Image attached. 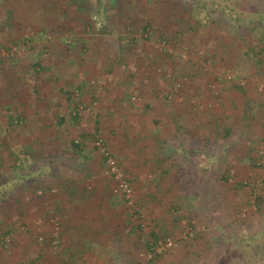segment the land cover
<instances>
[{"label": "rangeland", "instance_id": "1", "mask_svg": "<svg viewBox=\"0 0 264 264\" xmlns=\"http://www.w3.org/2000/svg\"><path fill=\"white\" fill-rule=\"evenodd\" d=\"M3 1L5 6L3 10L8 8L17 10V12L18 10H65L63 34L61 35L59 30L56 29L54 31H44L42 36L41 34L39 36L44 42L65 38V42L68 43L72 39L73 43H76L78 47H76V49H78L76 50V53H81L84 60L89 62L91 60H97L101 62L100 71L96 75H92L94 73L93 67H95L91 65L92 62L87 65L86 80L82 83L83 89L91 88L95 85L94 83L100 80L98 77H101V75H105L106 73V77L104 76L106 78V84H104L102 88L106 91L111 89L112 92L115 93L116 97L114 99L116 100V103H118L116 107L122 104L120 102H123L124 100V102L128 103L127 107L135 110L137 107L142 108L148 100L155 102V93L157 94L158 88L164 85L168 92L161 93L159 98L166 100L165 95H169L170 99H168L174 101L178 94H186L190 102L185 99L187 102V105L185 104V106L190 109L192 108V115L193 117L194 115L196 116L194 121L196 125L195 133L198 135V133L203 132L204 129L206 130L205 132L208 130L212 133L213 140L218 141L215 142V146L208 150L202 149L201 152L197 151V156H194V158H191L189 153H186L183 159L178 158L179 163L183 167L182 169L185 170L183 178L187 181L193 182H195V178L200 179L201 183L198 184L202 185H197L196 187L193 185L194 188L201 187L199 190L179 191L178 189H172L173 191H151L152 188L155 189L158 185L162 186L163 183L161 178L166 182V176L164 174L159 176L158 173L168 165L167 162L173 160L174 156L172 157V153L174 152L171 151L175 149L177 150L178 146H172V140H169L167 143L169 149L166 148V151L162 152V149L159 147L160 143H156L154 147L146 140L148 138L147 136H150L149 138L157 139L165 134L162 132L163 126H160L163 119L159 120L160 124L157 123L158 118L153 122V118L156 117L155 112L146 115L141 112L140 118L135 120L127 119L126 121H121V117L119 119L117 117V120H120L124 124L120 128V132L117 133L121 134L123 139L128 138L130 140L127 145L128 150H126V153L128 152L131 158L125 160L126 164H135L137 161L140 168H142V165L144 164L146 172H142V174L145 175V180H147L146 182L150 183V185H144L141 188L134 187L137 200L136 205L130 206L124 199V202L120 201L119 209L124 210V213L128 214L126 216H130L131 218L128 223L129 225L124 219H120L119 216L117 220H114V227H123L121 228L122 231H120L121 236L113 238L103 235L97 238L93 237L90 240L91 243L86 247H90L93 250L99 248L97 254H94L91 249H85L86 247L82 240H74L69 237L68 241L75 249H79L80 251L85 249L88 251V254L90 253L106 264H116L118 262L115 257L110 255L105 256V253L102 252L103 250L110 249L114 246L121 248L132 247V250H135V254L131 255L128 264H148L149 261L154 257L156 258V256L159 257V260H156L159 264H187L186 262H189V264H212L213 261L223 252L221 248H224L223 244L227 241L228 236H231L229 238L230 242L235 246L236 242L250 241L251 238H256L253 234L258 235L264 232V159L262 158L264 157V148H260L253 153V155L251 154V156H249L251 158H249L248 163L251 162L252 159H256L260 162V168L257 170L249 168L253 172H249L247 179L251 181L255 180L254 187L251 185L253 182L250 183V181H248V183L246 182L245 186L241 185V181H238L240 175L235 172L232 174L224 165V163H226V165L229 163L230 165H233V170L236 169L242 171L247 167L243 158H241L242 155L238 152V145L240 142L236 141L237 138L235 137V134L237 133L233 132L231 138L229 137V140H231L232 143L229 144V149H225V151H227L226 155H228V157H226L227 159L221 157L220 153L223 151L222 144H219L221 140H219L218 137L222 135L225 128L222 125L223 118H225V114H230L232 111L229 103H227V101L225 103V96H222V94L228 89L231 90V88L234 87V83L237 84V82L240 83L241 81H244L238 77L239 70L242 69L243 65H241V62L248 60V57H251L249 55L256 54V49L259 47V44L255 43L254 37H250L247 40L244 39V37L246 38L249 35L246 25L243 24L240 29L242 32L241 36L244 35L242 36L243 41L238 40L241 39V37L238 38L235 33L229 31V19L231 18L228 14L229 12L230 14L232 12L229 7H225L224 9L226 10L224 18L221 15V12H219L214 15V22L210 24L209 27H206V29L200 27L196 31H193V27L190 25V12L195 0H0V9L1 6H3ZM228 1H230V4L236 7L237 10L247 1L256 7L260 6V10H264V0ZM228 1L225 0L222 2L219 0V2L222 3V6L229 5ZM217 8L218 5H214L213 9L216 10ZM249 9H253V7H250ZM252 18L255 19V15H253ZM147 21L151 22V25L156 28V31H162L166 35L168 34L170 38L174 39L177 34L178 37L182 38L181 44L177 46L173 43L168 44L166 41H161L158 37L160 34L155 35L156 37H153L151 40H146V36H144L141 31ZM210 22H207V24ZM92 25L94 26L92 27ZM4 26H7V21H5V23H0V29ZM184 30H186L185 35L181 34ZM244 31H246V33ZM19 33L24 34L21 38L19 37V39L15 40L16 43L28 41L31 44V49L25 55L15 58L18 61L23 60L24 63H27L28 55L35 51L40 43L37 41L36 37L32 39V35L34 33L36 34V32H33L32 34V32L28 33L21 30ZM3 34H5V30L2 31L1 35ZM28 38L32 40H29ZM81 40L84 45L81 44ZM159 42H165L167 47L163 48L158 46ZM222 42L232 44L230 46L231 48L229 47L228 49L221 46ZM16 43L14 42L10 46L8 44L6 45V49L0 50L2 56L6 60L12 59L11 57H8V50ZM83 49H85V51H83ZM167 52H169V56H166ZM76 53L73 54V56L77 57ZM229 53L230 55L228 56ZM49 58L50 57H48L47 54L43 55L44 61H48ZM257 59L258 58L255 59L256 63H260ZM31 61L33 62V60ZM244 63L246 64L247 62ZM1 66L2 64L0 61V73L2 71ZM28 68L30 69L31 67L29 66ZM230 68L234 71L230 72ZM158 69L162 70L163 75L161 71V73H157ZM37 71H39L38 68ZM228 73H232V75L234 74L233 81L222 83L223 85L221 86L213 85V79L215 76L225 78L224 76ZM240 74L242 73L240 72ZM177 75H179L180 78H186V80H183V82L177 85L176 88H171L173 85L171 84L173 77ZM28 78L27 81L30 82H28L27 87L25 86V88L32 91L36 84V82H34L36 81V76L32 72V75ZM247 86L248 83L245 81L244 87ZM217 87L219 88L218 94L215 93V88ZM102 93L103 92L97 95L99 100L96 99L91 102L100 103ZM89 94H91L90 91L83 90V95L85 97H88ZM135 95L138 96L137 100L132 99ZM178 102L179 100L175 101V104ZM208 102L211 104L207 105ZM110 105L115 107L114 104ZM159 105L163 104L159 103ZM71 106H74V104H71ZM185 108L186 107L182 110L188 115L187 108ZM200 109L204 110V112L205 110H208V112L210 111L209 116L206 112L204 115H202L201 112H197ZM72 110H74V107L67 111L69 116H72ZM167 112H170L172 115L173 108L171 105H169ZM238 112L239 111L237 110L236 114H233L237 115ZM88 113H90V115H86V117H93V113ZM110 113L113 115L116 111ZM119 115L123 116V114ZM184 117L185 116L182 114L181 119L184 120ZM235 118L237 117L235 116ZM247 118H249V116H247ZM206 119H208L207 122L205 121ZM12 120L13 118L6 129L9 134H15V130L17 129L11 128L10 124L13 122ZM180 122L182 121L180 120ZM106 123L105 125H107ZM109 123H111V121ZM204 123H207V125ZM53 124V128H55L57 122L55 121ZM168 125L172 124L169 123ZM103 127L105 128L104 125L100 127L101 131ZM168 127L165 128V131L167 130L168 132L173 133V128ZM53 128L51 127V131H53ZM151 131H154V133H152L153 137H151ZM178 132H180L179 137L186 136L184 128ZM113 136H115V134ZM104 138L109 147L112 148L114 146L112 143L114 138L111 141L106 136H104ZM185 144L188 145L187 142H185ZM223 145L224 148L228 146L226 143H223ZM167 150H170L171 152V156L169 157L162 155L167 153ZM112 151L119 155L117 151ZM216 153L217 155L220 153V155L215 157ZM155 154H157V156H153ZM132 155L138 157L135 158ZM11 156H15V154L12 153ZM97 156L99 157L97 158ZM209 156H213L214 158L210 160L211 158ZM143 157L145 159H142ZM101 158L102 156L100 153L98 155L93 154L91 160L87 161L86 164H89L90 169L95 166L102 168L103 162ZM13 159L14 158L10 159V162H13ZM173 163L174 160L172 161V164ZM77 164L82 165L78 160L74 162V166ZM174 172V169H169L170 182L172 181V185L178 184V177H180V174L177 176ZM98 173L101 174V172ZM8 177L11 179L10 182L12 183V176L8 175ZM105 178L109 179L108 177ZM213 186H215V188H212ZM173 187H177V185H174ZM99 189L96 194H98L102 200H115L111 195L110 183L103 184ZM1 197H4V194H1ZM258 198L263 199H261L262 202L260 204L263 205L262 212L257 211ZM140 199H146L145 201L149 204H145L143 207L144 202L139 201ZM45 202L46 204L44 203L40 208L41 213L39 215L46 218L47 222H50L49 212L55 207L50 203L51 201L49 199L46 198ZM51 206H53V208H51ZM97 206L98 205L93 203L92 206L87 207V209L95 211L96 214L103 213ZM5 208L7 211L6 216L11 217V219L5 224L0 223V231L2 232L4 228H7V226L9 227L11 246L8 248H11L10 251H12V247L14 246V237L17 234H20L21 227H25L22 232H25L26 235H23L21 239L23 241V237L26 236V246L37 252L35 256L39 254V256L42 257L47 253H51V255L56 254L57 251L54 250L49 243L42 245L35 237V232H37V230L43 232L45 236L48 237L49 234L47 231H44V225L32 228L30 227L29 219L27 218L23 219L22 224H20L21 222L14 218V207L10 206V203H8ZM106 208L108 209V213H113L110 210L112 209L111 207ZM15 209L17 210L18 208ZM54 210H56L54 211L56 213H58V211L61 213L59 217L62 222V218L64 217L63 211L60 208ZM113 216H115V214H113L112 217ZM0 219H2L1 215ZM131 225L134 226V230L136 231L133 232L134 235L132 237H128L126 229ZM139 226L145 234L138 230ZM28 228L30 232L28 231ZM168 230L175 231V236H179L178 238L183 237L184 239H187L188 236H195L198 232H200V237L191 249H185V246L178 244V242L171 253L163 256L167 252L158 254L155 253V250L158 242L163 240L162 237H164ZM94 232L96 234L97 231L94 230ZM99 232L98 234L101 235V232ZM152 233L157 234L156 244L152 246V251H147L146 243L151 240L150 235ZM2 250L7 252L3 247ZM186 250L191 254L188 255L189 257L185 263H183L181 258ZM76 251L77 254L72 255L73 252L70 253L73 258L71 257L72 260L69 264H79V262H75L76 260L74 259L77 256L78 259H81L80 262H82V264H91L89 260H84V258L80 256L78 250ZM149 252L152 253L151 257ZM255 253L256 251L253 250L251 255L244 254L243 258L239 260L242 261V263L238 262L237 264H254L253 262H245L248 259L255 260V258H257V254ZM3 255L5 256V253H3ZM111 257H113V260H111ZM30 258V255L22 254L15 256V259L12 262L16 264H32L28 261ZM34 260L35 262H39V257H35ZM258 261L260 263L259 259ZM261 262L264 264V260H261ZM65 264L67 263L65 262ZM233 264H236L235 261Z\"/></svg>", "mask_w": 264, "mask_h": 264}, {"label": "crops", "instance_id": "2", "mask_svg": "<svg viewBox=\"0 0 264 264\" xmlns=\"http://www.w3.org/2000/svg\"><path fill=\"white\" fill-rule=\"evenodd\" d=\"M2 5L0 9L2 10L0 11V23H5V21H7V26L0 29V50L6 49V45L8 44L10 46L12 43H16L15 40L19 39V37L21 38L24 34L19 33L21 30L28 33L32 32V34L36 32V34L34 33L35 35H32V39L36 37L40 44L35 51L28 55L29 61L27 60V63H24L23 60L18 61L17 59L14 61L6 60L0 52V61L3 64L0 73V190L4 186L7 187L8 191L13 189V192L8 194L9 196L7 195V198L5 197L6 199L0 200V215L2 216L0 223L5 224L7 221H10L11 217L6 216L7 211L5 208L7 204L10 203V206H13L15 210L14 218L21 222L20 224H22L23 219L27 218L29 219L30 227L33 228L35 226L39 227V225H44V231L50 233L51 227L47 219L39 215L41 213L40 208L44 203L46 204L45 201L47 196L43 197V194L34 192L35 188L44 187L47 190H51L48 194V197L51 198L50 203H52L55 208H60L64 214L61 222L63 227L62 251L54 255H51V253L45 254L39 259V264H65V262L69 264L72 260L70 253L73 252L72 255L77 254L76 250H78L80 256L83 257L84 260H89L91 264H106L90 253L88 254L87 250L91 248L86 246L91 243L90 240L93 237L97 238L103 235L113 238L121 236L120 231H122L121 228L123 227H114V220H117L119 216L120 219H124L128 224L131 218L130 216H126L128 214H125L124 210L119 209L120 203L124 202L123 197L114 196L111 193L112 197L115 198V200L111 199V202L108 199L102 200L101 197L96 194L101 190L99 189L100 186L110 183V181L105 178L106 176H104V163L102 168L95 166L90 169L89 164L83 166L77 164L74 166V162H76L78 158L70 150L73 140L77 141L81 134L88 133V137L85 136L86 139H84V142L89 146L84 154L88 155V151L91 150L93 133L96 132L98 126L101 127L104 125L105 128L103 127L102 132L110 141L114 138L112 142L114 148L112 147L111 149L119 153L122 166L128 176H130L133 186L135 188H141L144 185H150V183L146 182L145 175L142 174V172H146L144 164L142 168L139 167L137 161L135 164H126L125 160L131 158L129 153H126V150H128L127 145L130 140L128 138L123 139L122 135L118 133L122 125H124L121 121L140 118L141 112L145 115L155 112L156 117L153 118V122L158 118L157 123L160 124L159 120L163 119L160 126H163L162 132L165 134L157 139L149 138L150 136L146 135L148 137L146 140L154 147L156 143H160L159 147L162 149V152H165L166 148L169 149L167 146L169 140H172V146H178V148L177 150L171 151L174 152L172 153V157L174 156V165L172 164L173 160H171L167 162L168 165L158 173L159 176L162 174L166 176V182L161 178L163 183L162 186L158 185L155 189L152 188L151 191H173L172 189H178L179 191L199 190L201 187L194 188V186L202 185L198 184L201 183L200 179L195 178V182H193L183 178L185 170L182 169L183 167L179 163L178 158L183 159L186 153H189L190 157L194 158V156H197V151L201 152L202 149L208 150L215 146V142L218 141L213 140V135L208 130L205 132L206 130L204 129L203 132L198 133V135L195 133L196 125L194 121L196 116L194 115L193 117L192 108L190 109L185 106V104L187 105L185 99L190 102L186 94H178L174 101L171 102L156 97L155 102L148 100L143 106L141 105L142 108L137 107L133 110L127 107L128 103L124 102V100L120 102L122 104L119 103L120 105L116 107L118 105L114 99L116 96L110 89L108 91L103 90L101 94L102 97L100 98L102 103L100 102L97 106H93L95 102L92 103L91 101L95 98L94 92L91 88L83 89L82 83L86 80L87 65L92 62L91 65L95 66L93 67L94 73L92 75H96L100 71L101 62L97 60H91L90 62L84 60L81 53H76V50H78L76 49L77 44H73L70 49H67L65 47V38L44 42L39 36L40 34L42 36L44 31L56 29L59 30V33L62 35L64 29L63 25H65V10H18L17 12V10L13 9L9 10L10 8L3 10L5 8L4 1ZM4 30L5 34L1 35ZM28 39L32 40L30 38ZM75 53L77 57L73 56ZM44 54L50 57L48 61H44ZM229 55L230 53L228 56ZM249 56H251L248 57L249 62L248 60L241 62V65H243L238 75L239 79L246 80L248 86L244 87L237 82V84L233 85L234 87L231 88V90L228 89L222 94V96H225V103L226 101L229 103L232 111L230 114H225L222 123L225 128L222 135L218 138L221 140L219 144H222L223 152H220L221 157L226 158L228 155H226L227 151H225V149H229V144L232 143L229 137L231 138L233 132L237 133L235 134L237 138L236 141L240 142L238 145V152L242 155L241 158H243L247 167L242 171L233 170V165L229 163L227 165L224 163V165L232 174L235 172L240 175L238 181H241V185L245 186V183L250 181V183L253 182L251 185L254 187L255 180L251 181L247 179L249 172H253L249 168L257 170L260 168V162L256 159H252L249 163L248 161L249 158H251L249 157L251 154L253 155V153L260 148H264V47L259 45L256 49V54ZM256 58H258L257 60L260 63H256ZM30 59L33 60V62ZM244 62L247 63L245 64ZM27 66L31 68L29 69ZM37 68L39 71H37ZM31 70L36 76V81H34L36 84L32 91L25 88L28 82H30L27 80L29 79L28 77L32 75ZM240 72L242 74H240ZM76 88H81L82 91L86 90L91 93L88 97L84 96V102L88 108H90L93 117H86L84 114L85 117L80 122L67 114V111L73 107L71 106L72 101L70 99V92L74 91ZM165 88L166 86L164 85L158 88V94L161 95L163 92H168ZM178 100L179 102L175 104V101ZM159 103L163 105H159ZM110 104H114L115 107ZM210 104L211 103L208 102L207 105ZM169 105L173 108L172 115L170 112H167ZM184 107L187 108L185 109L188 115L182 110ZM202 109L197 112H201L202 115L206 112L209 116L210 111L208 112V110H205L204 112ZM237 110L239 111L238 114L234 115ZM113 111H116V113L113 114L114 116L110 113ZM85 113L90 115L88 112ZM119 114H123V116ZM182 114L186 119L185 117L184 120L181 119ZM15 116H23L25 118V124L23 127L17 128L15 134H9L6 129L11 119ZM58 116H65L66 118V121L61 125L60 121L57 119ZM235 116L238 119L235 118ZM247 116H249V118H247ZM117 117L118 119L121 117L122 120H117ZM180 120L182 122H180ZM55 121L57 122V126L53 128V123ZM110 121L111 123H109ZM205 121L207 122L208 119ZM105 123L107 125H105ZM169 123L172 125H168ZM204 124L207 125V123ZM167 125L173 127H168ZM51 127L53 131H51ZM167 127L173 128V133L167 130L165 131ZM182 127L184 128V132H186V136L179 137L180 132L178 131H181V129H183ZM152 133H154V131H151V137H153ZM114 134L115 136H113ZM185 142H187L188 145H186ZM222 142L226 143V145L228 144V146L224 148ZM249 144L252 145L250 146ZM171 152L167 150V153L162 155L169 157L171 156ZM12 153L15 154V156H11ZM220 153H218V155L216 153L215 157H218ZM132 156L136 158L139 155ZM153 156H157V154ZM98 157L99 156H97V158ZM209 157L211 158L210 160L214 158L213 156ZM12 158H14L13 162H10ZM262 158L264 159V157ZM142 159L145 158L143 157ZM169 169H174L176 172H174V174H177V176L180 174V177H178L179 181H177L178 184L172 185V181L170 182ZM98 172H101V174ZM8 175L12 176V183ZM72 179L75 180V182H71V184L77 189V197L74 200L71 199L69 191H67V186H69V184L66 183L69 180L72 181ZM174 185H177V187H173ZM69 188L70 187H68V189ZM212 188H215V186ZM2 190L5 192V189ZM57 190L60 191V193H57L58 195L55 194ZM145 200L146 199L139 200L144 202L143 207L145 204H149ZM93 203L98 205L97 207H99L103 213L96 214L95 211L88 210L87 207L92 206ZM106 207H111L112 209L110 210L113 213H108ZM15 208L18 209L16 210ZM113 214H115V216H113L114 218L112 217ZM24 228L25 227H21L20 234L14 237L12 251L6 252L2 250L3 246L0 242V264H16L12 261L15 259V256L22 254L30 255V259L33 260L35 257H40L39 254L35 256L37 253L35 250L26 246V236L23 237L22 241V236L26 235L25 232H22ZM94 230L97 231L96 234ZM126 230L128 237L134 235V226L131 225ZM99 231L101 235L98 234ZM255 235L256 234H253V236ZM69 237L74 240H82L87 250L83 249V251H80L79 249H75L68 241ZM65 247L66 249L71 248L66 254ZM98 249L99 248H95L91 250L94 254H97ZM132 249V247L121 248L114 246L102 252L105 253V256L110 255L115 257L118 261L116 264H128L131 255L135 254V250ZM2 252L5 253V256ZM113 257H111V260H113ZM74 259L76 260L75 262H80L77 261L78 256Z\"/></svg>", "mask_w": 264, "mask_h": 264}, {"label": "trees", "instance_id": "3", "mask_svg": "<svg viewBox=\"0 0 264 264\" xmlns=\"http://www.w3.org/2000/svg\"><path fill=\"white\" fill-rule=\"evenodd\" d=\"M221 1L224 2L225 0H221ZM228 3H229V5L222 6V3L219 2V0H195L194 1V5H193V7L191 9V12H190V17H191L190 18V21H191L190 25H191V27H193L192 30L196 31L200 27H202L203 29H206V27H209V25L214 22V15L218 14L219 12H221V15L224 18L225 15H226V13H225L226 10H224V9H225V7H229V9L232 10L231 14H230V12L228 14L230 16V18H231V19H229L230 20L229 31L235 33L238 38L241 37V39H238V40L243 41V39H242L243 37L242 36H244V35L241 36L242 32H241L240 29H241V26H243V24H244V25H246L247 32L249 33V35L246 38L244 37V39L247 40L250 37H254L255 38V40H254L255 43H257V44L261 45L262 47H264V44H263L264 43V41H263L264 40V10H260L259 9L260 6L256 7L255 5H253L252 3L248 2V1L244 2L243 5H241V8H238V10L236 9V7H234L233 5L230 4V1H228ZM214 5L215 6L218 5V8L216 10L213 9ZM250 7H253V9H249ZM9 10H12V9L10 8ZM232 13H234V14H232ZM253 15H255V17H256L255 19L252 18ZM207 22H210V23L207 24ZM93 26L94 25H92V27ZM185 32H186V30L182 31L181 34L185 35ZM244 32L246 33V31H244ZM258 32L261 33V34H259ZM141 33L144 36H146V40H151V39H153V37H156L155 35L160 34V36H158L159 40L166 41V42H168V44L169 43H173V44H175L177 46H179L181 44V40H182V38L178 37L177 34H176L175 38L173 39V38H170L168 36V34L166 35L162 31H158V30L156 31V28H154L151 25V22H149V21H147V23L143 27ZM132 40H135V39H132ZM73 44H74L73 40L71 39L70 42L66 43L65 47L67 49L68 48L70 49L73 46ZM81 44L84 45L82 40H81ZM231 45L232 44H230V43L226 44V43L222 42L221 46L229 49V47ZM83 51H85V49H83ZM166 56H169V52H167ZM15 59L16 58H12L10 61H14ZM2 67H3V64L1 66V69H2ZM160 71L162 72V70L158 69L157 73L158 74L161 73ZM229 71L232 72L234 70H232V68H230ZM105 75H102L101 77H98V78L101 79V80L105 79V77H106ZM162 75H163V72H162ZM183 80H186V78H180L179 75L174 76L173 77V81L171 82V84H173L171 86V88H176L177 85H179V84H181V82H183ZM227 81L228 80H226V78H221V77L215 76V78L213 79V85L221 86V85H223L222 83H225ZM244 81H246V80H244ZM234 84H236V83H234ZM91 89L93 90L94 95H95V98H94L93 101H95L96 99L99 100L97 95L99 93L103 92L104 89L103 88L100 89L97 84L93 85L91 87ZM76 92H80L81 93V96H80L81 98L76 96ZM70 93H71L70 94V99L72 101V104H74V106H73L74 109L76 108L78 110L80 104L85 106V111H82V110H79L78 112L76 111V115L75 116L74 115L71 116L72 118L77 119V121L80 122L85 117V115H87L85 112H86V109L88 108L86 103L83 101V99H84L83 98V96H84L83 95V91H82L81 88H76L74 91H72ZM156 97L157 98L160 97L158 93L156 94ZM165 97H166V100L163 99L164 101H169V102L172 101V100H169L170 99L169 95H165ZM135 103H136V101H135ZM57 119L60 121V125L63 122L66 121L65 116H58ZM12 121L13 122H11V124H10L11 128H13V129L21 128V127H23V125L25 123V118L23 116H15V118H13ZM85 136L88 137V133L81 134L80 135L81 138L79 137V139L77 141L73 140L72 145L70 146L71 152L74 155L77 156L78 162L80 164H82V165L86 164L87 161L91 160V157H92V155L94 153H96L97 155L99 154V148L95 145V142L97 140V137L104 138L103 132L101 131V128L98 126L97 129H96V132L93 133V140H92V145H91V148H90L91 151L90 152L88 151V155H87V154H84V153H85L86 149L89 146L86 144V142H84V139H86ZM105 141H106V139H105ZM106 145H107L108 149L113 153V155L116 156V158L118 159V161L120 163V166L124 170L119 155L116 152H113L111 150V148L107 144V141H106ZM101 160H102V162L105 165V158L102 157ZM124 172L126 174L127 179L132 184L130 176H128V174L126 173L125 170H124ZM108 180H110V191L112 193V180L111 179H108ZM71 182L73 183V182H75V180L72 179V181L69 180L68 182H66L67 184H69V186H67V191H69V195L71 196V199L74 200L77 197V189L71 184ZM68 187H70L69 188L70 190L68 189ZM2 189H5V192ZM6 190H7V187H5V186L3 188H1V190H0V200L1 199L2 200L6 199L9 196L8 194H11L13 192V189L10 190V191H8V190L6 191ZM34 190H35L34 192H36V193L43 194V197L47 196V199H49V200L51 199V198L48 197V194H49V192L51 190H47L44 187H41V188L38 187V188H35ZM46 193H47V195H46ZM57 193H60V191L57 190L55 192V194L58 195ZM1 194H4V197H1ZM39 194H37V195H39ZM261 199L260 198L257 199V207H258L257 211H259V212L260 211L262 212V210H263V208H262L263 205H260L261 202H262ZM51 208H53V206H51ZM54 209H56V208H53L49 212L50 213L49 214V221L51 223L50 222H48V223L50 224L51 229H50V233H48L49 234L48 237H46L45 234L43 232H41V231L35 232V235H36L35 237L37 238V240L42 245L45 244V243L46 244L49 243V245L54 250H56L57 251L56 253L58 254L60 251H62L63 227H62V224H61V221H60V217H59L61 215V213H59V211H58V213L54 212V211H56ZM52 219L59 220L58 227L55 226V224L52 222ZM8 228L9 227L7 226V228H4V230L2 232L0 231V242H1V245L4 247V249L7 250V252L11 250V248L10 249L8 248V247L11 246V242H10L11 241V236L9 234L10 229H8ZM138 230H140V232L142 231L140 226L138 227ZM28 231L30 232L29 229H28ZM56 231H58V234L53 236V234ZM142 233H143V231H142ZM199 233L200 232H198L195 236H192V237L188 236L187 239H184L183 237L178 238L179 236H175L176 235L175 231L168 230L167 233L164 235V237H162V239L166 240V239L170 238V239H172L174 241V244H173V247L170 248L167 251V253L165 255H163V256H166L167 254L171 253L178 242H179L178 244H182L183 246H185V249L186 248L191 249V247H194L195 242L200 237ZM143 234H145V233H143ZM150 236H151V240L146 243L147 251H152L153 250L152 246L154 244H156L157 234L156 233H152ZM230 237L229 236L227 237V241L224 242V244H223L224 248H221V250L223 252L219 255V257L217 259H215L213 261L212 264H225V263L226 264H233L234 261H235L236 264L238 262L242 263V261H239V260L243 258L244 254L251 255L253 250L256 251L255 254H257V256H256L257 258H255V260L248 259V260H246L245 263L253 262L254 264H262L261 260H264V232H262V233H260L258 235H255L254 237H256V238H251L250 241L236 242L235 246H233L231 244L230 239H229ZM56 240H58V243L56 244V246H54L53 241H56ZM256 241H257V243H256ZM69 251H70V248L66 249V247H65V254L68 253ZM189 254H191V253L188 250H186L184 255H183V257L181 258L183 263H185V261L189 257L188 256ZM158 258L159 257H157V256H156V258L155 257L152 258V260L149 261L148 264H159L156 261V260H159ZM39 259H41V257H39ZM258 259L260 260V263H259ZM80 260L81 259H78V261H80ZM28 261L30 263H32V264H39V262H37V261L35 262V260H33V259H30ZM188 261H189V259H188ZM223 262H225V263H223ZM186 263L189 264V262H186ZM79 264H82V262H79Z\"/></svg>", "mask_w": 264, "mask_h": 264}, {"label": "built area", "instance_id": "4", "mask_svg": "<svg viewBox=\"0 0 264 264\" xmlns=\"http://www.w3.org/2000/svg\"><path fill=\"white\" fill-rule=\"evenodd\" d=\"M31 44L28 41H23L20 43H17L13 46H11L8 50V57L15 58V57H20L28 53L31 49ZM158 46H161L163 48L167 47L165 42H159ZM226 80L233 81L234 80V74L228 73L224 76ZM98 87L101 89L104 84H106V78L105 79H100L96 83ZM240 84L242 86H245V81H241ZM216 87V86H213ZM215 93H219V88H215ZM76 96L81 98V93L76 92ZM138 96H134L133 100H137ZM98 102H95L93 106H97ZM79 110L85 111V106L80 104L78 110L75 108L72 113V115H76V111L78 112ZM87 112H90V108L86 109ZM95 145L99 148V153L102 157L105 158V176L108 177L109 179L112 180V194L114 196H121L124 198L127 204L130 206H134L137 203L136 200V194H135V189L133 185L129 182V180L126 177V174L122 167L120 166V163L116 156L113 155V153L108 149L106 145V141L102 137H97V140L95 142ZM52 222L55 224L56 227L59 225V220L52 219ZM57 229V228H56ZM58 231H56L53 236L57 235ZM58 243V240L53 241L54 246ZM174 241L170 238L166 240H161L158 242L156 246L155 253L158 254H163L167 252L170 248L173 247ZM150 257L152 253L149 254Z\"/></svg>", "mask_w": 264, "mask_h": 264}]
</instances>
